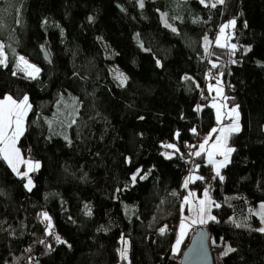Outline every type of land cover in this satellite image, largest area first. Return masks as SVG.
Wrapping results in <instances>:
<instances>
[{"label": "trees", "instance_id": "trees-1", "mask_svg": "<svg viewBox=\"0 0 264 264\" xmlns=\"http://www.w3.org/2000/svg\"><path fill=\"white\" fill-rule=\"evenodd\" d=\"M140 2L0 0V44L7 56V66L0 65V98L28 96L32 108L17 147L40 164L30 173L29 191L26 178L0 159V264H180L200 227L191 226L173 253L187 194L183 183L192 171L201 177L211 172L190 185L200 192L209 184L216 220L203 226L213 263L264 264V233L236 227V219L247 216L258 226L248 208L264 202V0H225L215 8L200 0ZM229 20L236 21L228 32L240 54L214 42ZM205 37L212 42L208 54ZM19 56L39 66L38 78L17 71ZM213 63L212 83L219 78L224 101L239 106L241 127L228 140L235 151L220 170L223 180L213 179L205 155H191L199 136L217 125L211 106L217 98L210 83H202ZM112 67L127 77L125 86ZM68 93L76 96L72 118L53 120ZM137 169L147 175L133 183ZM121 237L129 243L127 259L119 254ZM229 246L236 251L223 256Z\"/></svg>", "mask_w": 264, "mask_h": 264}, {"label": "snow or ice", "instance_id": "snow-or-ice-1", "mask_svg": "<svg viewBox=\"0 0 264 264\" xmlns=\"http://www.w3.org/2000/svg\"><path fill=\"white\" fill-rule=\"evenodd\" d=\"M225 0H215L214 3H211L210 5L206 3V0H200V3L204 4L206 7L211 6L215 8L217 4H224ZM140 6L143 7V0L140 2ZM89 20H92V17H89ZM165 23L167 21L165 20ZM236 24L235 20L230 21L227 24H224L220 29L219 33L220 35L216 38V46L225 48L230 47L232 50V53H235V50L237 49L236 44L228 45L223 41H227L228 36L225 33L226 29L234 28ZM173 31H176L175 28L172 29ZM205 53L208 54V45L211 44V41H208V38L205 37ZM250 49H246L248 51ZM232 63H236L235 60L232 61ZM157 64L159 65V61H157ZM0 65L7 66V56L4 53V46L3 44H0ZM212 67L215 68L217 65L215 63L212 64ZM16 69L18 72H23L27 77L31 79H36L40 73V69L36 67L35 65L30 64L23 56L18 57L17 63H16ZM17 71L13 72V75L17 74ZM210 75V74H209ZM222 75V74H221ZM115 78L119 81V86L123 87L125 86L127 82V77L123 73L117 72ZM185 79H190L189 77H185ZM209 92L215 91L216 96L221 97V100H227L228 98L223 95V87H222V81L219 78H216V85L209 84L208 85ZM213 104L211 105L216 109V120L217 124L220 125L218 128H213L211 132L209 133V136L206 137L202 143L199 144L198 150L194 153H191V155H194L196 157H200L204 154L207 156V163L209 165L214 166L215 170V176L219 177L220 180H223L224 177L220 175V169L223 167H226L228 163H230V157L231 154L235 151L233 147H230L228 144V140L231 137L232 134L239 133L241 131L240 123H239V106L235 105L232 107H228L226 104L221 103L219 101H216L215 98ZM32 105L29 103V98L27 95H25L21 100L14 99L11 95L4 96L3 99H0V159L7 162L8 166L12 169L13 172H15L18 176H20L22 179L27 178V183L24 185L26 189L31 191L33 185V181L31 179L30 173L33 171H36L40 168L39 162H33L32 160H26L21 155L20 149L17 147V143L21 136H23L25 131V118L28 115V112L31 110ZM199 106L197 107V111H199ZM140 119H143V117H140ZM225 119H228L231 121L229 124H224L223 121ZM73 123L75 121L73 120ZM193 133L196 132V129L193 128L191 130ZM218 133V135L215 136V140L209 145V141L212 140L213 134ZM177 138L179 137V133L177 132L175 134ZM67 139V137H65ZM70 143V141H69ZM163 147L168 149H174L175 151H179L178 148H176L175 144H165ZM194 147V146H190ZM164 155L171 159V155L168 153H164ZM220 156L222 159L217 160L216 157ZM130 162V159H129ZM23 164L26 165L27 170L24 172H21L19 170V166ZM200 165H196V169L198 170ZM141 169H137L136 172L131 176V181L133 183L136 182L137 178L143 180L146 178V175H141ZM194 180H203V177L196 176V175H190L185 181L183 186L185 188L188 187V184L190 182H193ZM119 191V190H118ZM193 193H189L188 196L184 197V203L185 204H191L190 197H193ZM204 198L200 199L198 201V206L195 208H190V211H194L196 218L191 221L192 224H205L209 220L215 221L216 217L211 215V208L213 206V201L210 198L209 190L205 189ZM87 207V206H85ZM215 207H220L219 204H215ZM88 214L90 215L91 212L89 211ZM253 215H258L260 217L261 223L264 224V203H261L259 206V211L252 213ZM44 221L48 222V234L51 235V218L49 217L47 212H44L41 214ZM187 218H185L186 220ZM185 220H182L180 223V231H179V237L177 238L175 242V246L173 247V252H177L180 248V245L183 241L184 235L187 231L188 225L185 223ZM233 223H236L233 221ZM246 225L236 223V227H245ZM166 231L165 228L160 229V233L163 235ZM256 231L264 233V227L256 229ZM56 241L58 243L64 244L66 241L62 240L60 236L55 237ZM222 239V238H221ZM122 243L125 245L122 249L119 250L120 257L122 259H127V253H128V241L124 240L123 237H121ZM43 243V241H41ZM236 249L232 247H226L225 251L222 253L223 256H228L230 253L235 252Z\"/></svg>", "mask_w": 264, "mask_h": 264}, {"label": "rangeland", "instance_id": "rangeland-1", "mask_svg": "<svg viewBox=\"0 0 264 264\" xmlns=\"http://www.w3.org/2000/svg\"><path fill=\"white\" fill-rule=\"evenodd\" d=\"M161 18H162V22H163L165 25H168L167 23H165L164 15H162ZM230 21H232V20H229V21L223 23V24L219 27V29H220L224 24H227V23H229ZM229 29H231V28H229ZM225 33H226V35L228 36V39H227V41H223V40H222V42L229 43V45L233 44V42L231 41V34H229L228 29L225 30ZM219 35H220V33H219V30H218L214 42L216 41V38H217ZM208 41H209V40H208ZM211 43H212V42H211ZM204 45L206 46L205 38H204ZM31 63H32V62H31ZM32 64H33V63H32ZM33 65H35L36 67L39 68V66H37L36 64H33ZM111 70H112V73H113L114 78H115L117 72H119V73H123L121 70H119V69L116 68V67H112ZM123 74H124V73H123ZM38 77H39V75H38ZM38 77H37V78H38ZM115 80H116L117 83L119 84V81H118L116 78H115ZM211 84H212V85H216V81H215L214 83H211ZM213 92H214V96L217 98V99H215L216 101H219V102L224 103V104L227 105V103H226L224 100H220L221 97L216 96L215 91H213ZM65 96H67V97H66V99L63 100V108H62V111H60V112L56 113V115L52 116L51 118H52L53 120H56V119H59V118H60V119H66V118L71 119V118H72L73 113H74V110H75V108H76V96L73 95V94H71V93L65 94ZM3 98H4V97H3ZM3 98H0V99H3ZM213 102H214V100L211 101V105L213 104ZM227 106L229 107V105H227ZM213 108H214V107H213ZM229 108H230V107H229ZM214 111H215V117H216V109H215V108H214ZM216 121H217V120H216ZM223 123H224V124H229V123H231V121L228 120V119H225V120L223 121ZM218 127H220V125L217 124L215 128H218ZM216 135H218V133L213 134V136H212V140L209 141V145L215 140V136H216ZM208 136H209V134H207V137H208ZM202 142H203V141H201L200 143H202ZM200 143H199V144H200ZM198 146H199V145H198ZM230 147H231V146H230ZM195 150L197 151V150H198V147H196ZM20 152H21V151H20ZM21 155L24 157V159H26V160H30V159H28L23 153H21ZM204 155L206 156V154H204ZM216 159H217V160H220V159H222V157L217 156ZM206 160H207V156H206ZM33 162H34V161H33ZM21 165H23V164H21ZM21 165H20V166H21ZM20 166H19V169H20ZM23 166L25 167V170H24V171H26V170H27L26 165H23ZM24 171H21V172H24ZM192 172H193V171H192ZM30 176H31V175H30ZM31 179H32V177H31ZM32 181H33V179H32ZM26 183H27V178H26V182H25V184H26ZM191 188H192L193 190H192ZM187 189H188V194H189V193L191 192V190H192L193 192H191V193H194L196 197L199 196V197H201V198L203 199V198H204L203 194H204L205 189H208V190H209V184L206 183V185L202 188V190H201L202 193L199 192V190H198L196 187H193V186L190 187V183L188 184ZM195 196H194V197H195ZM196 197H195V198H196ZM190 200H191L190 207L188 206L186 210H184L183 207L181 206V210H183V211L181 212V215H186L187 218H189V221H188L189 224H188V225H190V227L188 228V231H189V229L191 228V226H193V225H194V226H195V225H199V226L202 225V226H203V225L206 224V223H205V224H199V223L192 224V223H191V221H192L193 219L196 218V215H195V212H194V211H190L189 209H190V208H195V207H197V206H198V203L195 201V199L193 200V199L190 198ZM234 202H235V201H234L233 197H230V199H229V203H230V204H233ZM196 203H197V204H196ZM250 203H251V202H250ZM261 203H264V202H260V203H256V204L251 203L250 206H249V208H248V212H249L251 215H253L252 213L259 211V206H260ZM254 216H256V217L259 219V224H258V226H254V224H253V222H252V220L250 219L249 216H247L245 219L239 217V218H237L236 220H237V223H239V224L253 226L252 228H255V229H258V228L264 227V224L261 223L260 217H259L258 215H254ZM183 217H184V216H183ZM182 220H184V218L182 219V217H181V219H180V221H179V225H180V223H181ZM188 231H187V233H188ZM125 240L128 241L127 239H125ZM124 246H125V245L123 244V245H122V248H123ZM127 247H128V250H129V243H128ZM127 258H128V253H127Z\"/></svg>", "mask_w": 264, "mask_h": 264}, {"label": "water", "instance_id": "water-1", "mask_svg": "<svg viewBox=\"0 0 264 264\" xmlns=\"http://www.w3.org/2000/svg\"><path fill=\"white\" fill-rule=\"evenodd\" d=\"M43 58L49 61V55L42 49ZM209 232L206 226H200L191 235L190 240L182 252L180 264H214L209 247Z\"/></svg>", "mask_w": 264, "mask_h": 264}, {"label": "built area", "instance_id": "built-area-1", "mask_svg": "<svg viewBox=\"0 0 264 264\" xmlns=\"http://www.w3.org/2000/svg\"><path fill=\"white\" fill-rule=\"evenodd\" d=\"M236 45H237L236 53L240 54V53L242 52V49H241V47L239 46L238 43H236ZM209 74H210V75H209ZM214 76H215V69H214L212 66H208V68H207V69L205 70V72H204V76H203V80H202L203 86H205V85H207L208 83L212 82L213 79H214ZM206 137H207L206 134H201V135L199 136V139H198V140L201 142V141H203ZM192 153H194V150H193ZM192 156H193V155H192ZM185 165H186V168L189 170V169H190V165H191V163H190V162H186ZM210 177H211V172H210V171H207V172L205 173V175L203 176V179H204V180H208ZM178 225H179V223H178ZM178 225H177V227H178Z\"/></svg>", "mask_w": 264, "mask_h": 264}, {"label": "crops", "instance_id": "crops-1", "mask_svg": "<svg viewBox=\"0 0 264 264\" xmlns=\"http://www.w3.org/2000/svg\"><path fill=\"white\" fill-rule=\"evenodd\" d=\"M213 94H214V92H213ZM214 112H215V111H214ZM195 151H196V150H195ZM205 158H206V156H205ZM211 167H212L213 171L215 172V170H214V166L211 165ZM23 169L25 170V167H23ZM220 170H221V169H220ZM190 175H196V176H199L196 172H189V174H188V176L186 177V179H187ZM186 179H185V180H186ZM185 180H184V181H185ZM194 181H195V180H194ZM194 181H193V182H194ZM191 183H192V182H190V184H191ZM183 184H184V183H183ZM190 187H191V185H190ZM186 189H187V188H186ZM191 189H192V188H191ZM192 190H193V189H192ZM192 190H191V192H193ZM200 192L202 193V191H200ZM193 194H194V193H193ZM186 196H188V189H187V194H186ZM186 196H185V197H186ZM194 196H195V194H194ZM194 196H193V197H190V198L193 199V200L195 199V201H196L197 203H198V201H199L200 199H202V198L199 197V196H197V197L195 196L196 198H195ZM190 198H189V199H190ZM190 201H191V200H190ZM197 203H196V204H197ZM188 206L190 207V204H185V203H184V199H183V201H182V207H183V209L186 210ZM182 211H183V210H181V212H182ZM183 216H184V217H183ZM181 217H182V219L184 218V220H185V218H187L186 215H180V219H181ZM188 221H189V218H187V219L185 220V223H186L187 225L189 224ZM201 226H202V225H201ZM189 227H190V225H188V228H189ZM188 228H187V231H188ZM179 231H180V225H178V228H177L176 236H175V239H174V242H173V245H172V251H173V247L175 246V242H176L177 238L179 237ZM187 231H186V233H185V235H184L183 241H184V239H185V237H186V235H187ZM183 241H182V242H183ZM181 245H182V243H181ZM181 245H180V248H181ZM180 248H179V250H180ZM179 250H178V251H179ZM178 251H177V252H173V253H178Z\"/></svg>", "mask_w": 264, "mask_h": 264}, {"label": "bare ground", "instance_id": "bare-ground-1", "mask_svg": "<svg viewBox=\"0 0 264 264\" xmlns=\"http://www.w3.org/2000/svg\"><path fill=\"white\" fill-rule=\"evenodd\" d=\"M28 61V60H27ZM29 62V61H28ZM30 64H32L31 62H29ZM33 65V64H32Z\"/></svg>", "mask_w": 264, "mask_h": 264}]
</instances>
